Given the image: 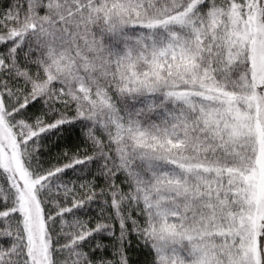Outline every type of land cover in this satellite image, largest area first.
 <instances>
[{"label":"snow or ice","instance_id":"obj_1","mask_svg":"<svg viewBox=\"0 0 264 264\" xmlns=\"http://www.w3.org/2000/svg\"><path fill=\"white\" fill-rule=\"evenodd\" d=\"M0 264H264V0H0Z\"/></svg>","mask_w":264,"mask_h":264},{"label":"trees","instance_id":"obj_2","mask_svg":"<svg viewBox=\"0 0 264 264\" xmlns=\"http://www.w3.org/2000/svg\"><path fill=\"white\" fill-rule=\"evenodd\" d=\"M133 258H136L135 255L133 256ZM141 259H143V258L141 257Z\"/></svg>","mask_w":264,"mask_h":264}]
</instances>
